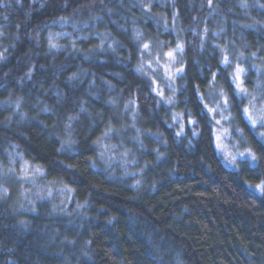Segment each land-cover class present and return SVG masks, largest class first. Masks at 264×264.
Returning a JSON list of instances; mask_svg holds the SVG:
<instances>
[{
  "label": "clouds",
  "instance_id": "obj_1",
  "mask_svg": "<svg viewBox=\"0 0 264 264\" xmlns=\"http://www.w3.org/2000/svg\"><path fill=\"white\" fill-rule=\"evenodd\" d=\"M0 93V264H227L190 239L204 200L158 197L202 126L231 148L204 173L257 171L232 202L264 203V0H0ZM233 254L264 264V247Z\"/></svg>",
  "mask_w": 264,
  "mask_h": 264
},
{
  "label": "trees",
  "instance_id": "obj_2",
  "mask_svg": "<svg viewBox=\"0 0 264 264\" xmlns=\"http://www.w3.org/2000/svg\"><path fill=\"white\" fill-rule=\"evenodd\" d=\"M248 38L254 39L253 34L248 33ZM96 70L102 71L99 67ZM207 75L206 73L205 79L201 80L194 69L190 71V77L195 79L197 86H203L207 82ZM219 78L218 76L217 79ZM25 131L32 138L29 143V149L32 155L36 157V162L46 163L44 157L51 151L53 145L47 143L37 125L33 124L27 127ZM202 132V138L197 145V153L186 157L188 161H191L190 167L192 171L182 173L184 175L183 180L166 181L165 186L158 193V197H164L167 193H172L173 199L177 202L180 199L186 202L196 201L197 199L204 200L206 206L193 204L196 223L193 225L190 239L199 240L201 236L205 237L201 241L199 252L206 254L208 260H215L223 255L227 264H244L242 258L238 259L233 254V247L237 241H244L250 248L261 249L264 247V203L252 201V198L247 196L243 197L242 204L232 202L237 200L232 189H239L245 182H256L259 184L261 175L254 170H245L240 177H234L223 169L217 168V172L213 177L207 176L200 167L198 158L200 155H204L215 166V156L212 152L214 147L213 128L202 126ZM249 139L255 145V139L250 133ZM257 149L261 150L259 146H257ZM172 154L174 157L181 158L180 166L183 169L185 154L176 149L173 150ZM244 167L246 168V166ZM58 174L56 172L51 173L52 176ZM90 178L94 180L100 179L99 177ZM81 179L83 180V177ZM84 182L87 183L88 181L85 180ZM189 186L192 188L193 193H199L200 196H189L186 191ZM216 192H219L218 197ZM116 199H120V197L117 196ZM165 208V204H159L156 206V211L158 213L163 212ZM153 218L155 219L156 217L154 216ZM125 246H128L127 242H125ZM44 264H55V262L45 260Z\"/></svg>",
  "mask_w": 264,
  "mask_h": 264
},
{
  "label": "rangeland",
  "instance_id": "obj_3",
  "mask_svg": "<svg viewBox=\"0 0 264 264\" xmlns=\"http://www.w3.org/2000/svg\"><path fill=\"white\" fill-rule=\"evenodd\" d=\"M253 119H256V117L253 116ZM213 145L217 152L223 153L224 155H228L231 152L229 142L216 133L215 128H213Z\"/></svg>",
  "mask_w": 264,
  "mask_h": 264
}]
</instances>
